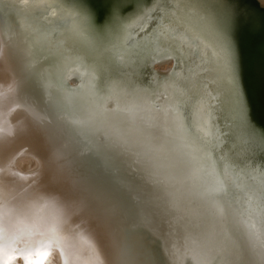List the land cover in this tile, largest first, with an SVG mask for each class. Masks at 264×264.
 Listing matches in <instances>:
<instances>
[{
	"label": "bare ground",
	"instance_id": "6f19581e",
	"mask_svg": "<svg viewBox=\"0 0 264 264\" xmlns=\"http://www.w3.org/2000/svg\"><path fill=\"white\" fill-rule=\"evenodd\" d=\"M151 1L105 43L66 0H0V264H264V174L221 151L229 52L193 0ZM69 117L84 151L169 205L158 244L75 182L51 132Z\"/></svg>",
	"mask_w": 264,
	"mask_h": 264
},
{
	"label": "water",
	"instance_id": "95a60500",
	"mask_svg": "<svg viewBox=\"0 0 264 264\" xmlns=\"http://www.w3.org/2000/svg\"><path fill=\"white\" fill-rule=\"evenodd\" d=\"M66 1L79 10L87 12L88 19L94 26V35L105 43L115 41L120 36L125 23L144 14L147 9L158 3L152 5L151 0H113L110 5L111 0H105L107 4L103 5V1L99 2L100 0L94 4L86 2V0ZM193 2L207 11L209 16L205 17L206 21L203 22V25L208 29L204 33L207 36L213 35L225 44L226 51L230 56V70L237 75L239 83L238 92L229 94L224 103L229 108V112H231V108H234L233 126L227 132L226 129L230 126L226 121L229 119V112L222 106L220 123L224 131V139L221 151L229 148L235 154L236 162L245 171L264 174V15L261 12L258 13L259 9L253 0H193ZM259 3V8H264L263 0ZM130 8L133 10L123 14ZM114 17L115 19H113ZM145 71V75L142 74L137 78L147 84L149 82L148 68ZM106 82L108 81L105 80ZM111 85L106 83V88H110ZM113 85L120 84L116 82ZM44 106H48V103L46 102ZM61 109L60 107H48L49 112L44 115L50 119L56 117L59 121L58 110L65 115V111ZM62 119L64 120V118ZM58 121L56 122L58 123ZM60 122L62 127L57 126L51 132L57 137L62 135L59 139H62L63 142L64 138L66 140L68 146H65L64 149L60 147V149L66 155L69 163H71L69 158L75 162L71 166L75 182L86 189L94 188V192L92 190L82 191L90 193L94 199L96 195L108 203V199H113L109 204L112 205L111 209L116 211L117 219L134 224L138 229L141 227L143 232L151 231L150 235L158 244L159 239L154 231L158 230L157 233L160 235L162 227L158 226L159 218L170 216L169 211L166 210H170L168 203L166 204L168 206H165L166 209H162L161 200L158 201L152 195L146 194L144 198L141 194L137 197V194L133 193L132 182L123 173L126 172L124 167L120 166L118 169L115 165L108 163L102 154L98 155L90 149L84 151L82 133L74 135L67 128V124L73 123L71 118ZM77 154H81V157ZM138 198L141 201H136ZM104 206H108V204ZM104 206L99 208L104 211ZM145 206L150 211H145L146 209L143 208ZM170 206L172 205L170 204ZM247 218L251 219L248 216ZM163 247L159 245L160 251H163ZM231 257L234 256L230 255L227 259H231Z\"/></svg>",
	"mask_w": 264,
	"mask_h": 264
},
{
	"label": "rangeland",
	"instance_id": "374dc122",
	"mask_svg": "<svg viewBox=\"0 0 264 264\" xmlns=\"http://www.w3.org/2000/svg\"><path fill=\"white\" fill-rule=\"evenodd\" d=\"M89 2V3H91V4H94V3H96L97 2V0H86V2ZM103 1V5H106L107 4V2H105V0H100L99 2H102ZM256 4H257V7H258V9H259V12L258 13H260L261 12V14H263L264 15V8H259V5H260V3H259V1H261V0H253ZM113 2V0H111V2H110V5H111V3ZM140 2V1H139ZM264 2V1H263ZM138 3V2H137ZM60 10V9H59ZM131 10H133L132 8H130V9H127V10H125L124 12H123V14H126V13H128L129 11H131ZM255 13H257V11H255ZM117 16V15H116ZM115 16V17H116ZM115 17L113 18V19H115ZM0 38H1V35H0ZM0 43H1V39H0ZM263 158V157H262ZM259 159H261V158H259ZM262 160V159H261Z\"/></svg>",
	"mask_w": 264,
	"mask_h": 264
}]
</instances>
